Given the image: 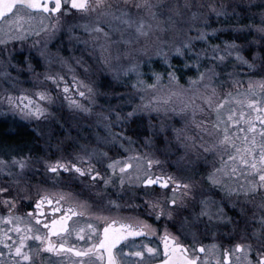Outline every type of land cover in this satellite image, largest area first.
Listing matches in <instances>:
<instances>
[{
	"label": "snow or ice",
	"instance_id": "obj_1",
	"mask_svg": "<svg viewBox=\"0 0 264 264\" xmlns=\"http://www.w3.org/2000/svg\"><path fill=\"white\" fill-rule=\"evenodd\" d=\"M164 7V0H0V83L8 85L0 92V106L7 105L0 115L45 121L59 101L73 113L94 117L95 126L104 129L94 143L67 155L61 141L55 160L0 158V178L16 186V195L5 198L9 187L0 185V264H264V0H184L169 6L167 14ZM212 16L224 27H213ZM244 16L249 22H242ZM229 30L231 39L218 36ZM61 31L90 50L102 66L97 75L107 71L130 86L121 98L130 110L97 107L108 95L98 79L80 78L59 48L55 54L49 48ZM42 35L28 45L23 62H13L30 36ZM33 50L43 71L32 63ZM153 57L166 68L151 70L146 79L143 67ZM173 58L183 61L182 70ZM71 59L91 73L82 58ZM184 72L193 73L186 84ZM23 73L31 87L23 86ZM143 116L149 118L150 135L141 152L131 136L115 129ZM160 133L169 149H183L177 172L166 171L152 151ZM117 146L123 151L110 155ZM193 157L208 165L199 178L187 167ZM40 163L47 180L29 185L25 174ZM75 181L95 190V206L72 190ZM109 188L117 189L118 199L108 196ZM121 193H131L124 202L128 208L143 207L147 216L165 220L163 231L140 215H120ZM138 196L142 203H135ZM224 200L239 208L240 222L226 214ZM168 221L179 222L175 234ZM199 224L210 243H203ZM218 224H232L227 246L217 239ZM149 236L160 246L136 242Z\"/></svg>",
	"mask_w": 264,
	"mask_h": 264
},
{
	"label": "rangeland",
	"instance_id": "obj_2",
	"mask_svg": "<svg viewBox=\"0 0 264 264\" xmlns=\"http://www.w3.org/2000/svg\"><path fill=\"white\" fill-rule=\"evenodd\" d=\"M225 2L232 3L233 0H225ZM173 3H178L179 5L182 6L184 0H164L165 14H167V8L171 6ZM256 3L258 4L259 0H256ZM244 7H247V5H245ZM182 10L186 13V15H190V12H188V10L186 9H182ZM192 11H196V9L193 8ZM252 11L258 13L259 9L254 7ZM210 19L213 27H224L223 24L216 22L217 18L215 16H212ZM220 19L223 20L224 18L221 17ZM255 19L258 21L259 16L257 15ZM242 22L243 23L249 22V17L248 16L242 17ZM210 30L211 29L209 28V31ZM76 31L77 33L82 34V30L77 29ZM218 36H220L222 39H231L233 33L231 30H229L223 33H218ZM250 38L251 37H249V39ZM239 39H243V37H240ZM36 40L42 41L43 35L40 37L30 36L25 45V51L16 53L15 54L16 60H14L13 62L16 63L17 60L23 62L25 56L29 55L27 51L28 45H31L32 42ZM17 47H19V45H17ZM49 48L53 54H55L57 52V49L59 48L60 54L68 58L70 62L73 64V66L76 67L77 74L80 76V78H86L87 75H91L92 78L98 79L100 88L102 90H106L108 92V95L99 98L97 107H99V105L103 103L106 108L108 105H111L116 108H123L124 111L130 110L131 108L130 105L123 104L121 102V98L123 96H126L130 92L131 90L130 86L125 87L124 83L114 81L112 79V76L107 71H104L99 75H97L96 69L102 66L96 63V59L93 56L89 55L90 50L84 51L85 45L76 43L75 41H69L68 34L66 32L61 31L57 33L56 36L49 42ZM72 57L82 58L85 64L91 67L92 69L91 73L85 74L83 68L80 67L79 65H76L75 60L71 59ZM31 60L32 63L35 66H37V71H43V63L40 57L35 52V50L31 52ZM173 63L182 70V64H183L182 60L178 58H173ZM165 68L166 66L163 65L158 58L153 57L152 60L149 63L145 64L143 67V71L145 72V78L148 79L150 77L151 70L164 71ZM58 69H59L58 65H53V70H58ZM227 70L230 71L231 69L229 68ZM13 75H16V73L13 72ZM189 75H193V73L184 72V78L181 80V83L186 84L187 76ZM20 79L23 82L24 87H31V81L28 79L27 73H23ZM66 79H69V83H71L70 78L66 77ZM166 82H167V78L165 74V83ZM110 84L115 85L116 87L122 86L120 92L115 91V88L112 87ZM6 86L8 85L0 83V92H2L3 88ZM49 87L50 90L53 92V94H55L56 92L55 87L51 85ZM111 89L113 91H110ZM61 100H62V96H61ZM84 103H87V101H84ZM6 109H7V105L0 106V112L6 111ZM52 111L54 115L49 120H45V121H35V120L23 121L19 118V116H14L11 112H8L6 116L0 115L1 122L4 123V125L6 126L4 130V133L6 134L4 136L6 138H12L17 132H20L21 130L17 129L18 126H21V128L25 132L18 134L20 136L15 138L17 142L13 143V145L5 144V142L2 143L0 139V158L10 159L11 155H16L17 157H19L20 155H30L33 157V162L35 163L37 159L41 157H45V153H47L46 151L48 150V148H49L48 151L53 152L54 144L58 145L61 143V141H63V143L70 141L68 137H70L71 131L77 132L79 141L81 140L83 144L95 142L97 134H101V135L104 134V129L102 127L95 126L94 117L86 116L83 113H73L67 108L66 104L61 106V103L58 101L57 104L52 106ZM148 119L149 118L147 116H143L142 118L130 122L127 127L123 129H115V130L123 131L124 133L127 134L126 136H131L133 141H135L133 147L143 152L140 145H142L144 138L147 135H150L148 128ZM152 123L156 125L157 128L159 127L158 120L153 119ZM169 123L171 124L173 123V121H169ZM177 126L179 125L177 124ZM29 127L31 128L33 127V131L27 134L26 132L28 131ZM168 134L170 135V129ZM165 135H166L165 133H160L159 135H155L153 137L154 142L166 143ZM124 142L125 144H127V141ZM55 148H57V146H55ZM178 150L180 156L183 153V149L178 148ZM46 157L50 158V160H54V158H56L55 156H53V158L51 156H46ZM170 157H171L170 150L168 151L163 150L162 161H164V164L169 165ZM192 160L193 163L187 166L191 169L192 166L196 164L195 157H193ZM28 173L30 174L44 173L42 163L37 164L35 168L26 172L25 178ZM185 173H189V172H185ZM0 185L9 187V192L4 194L5 198H10L12 197V195H16V186L14 185L9 186L4 178H0ZM228 212L229 211H227L226 214L230 216ZM238 220L240 221L239 218ZM223 227L230 228V224H218L215 226V230H217V238L222 237ZM203 233H205V235L203 236H209L207 229H205Z\"/></svg>",
	"mask_w": 264,
	"mask_h": 264
},
{
	"label": "flooded vegetation",
	"instance_id": "obj_3",
	"mask_svg": "<svg viewBox=\"0 0 264 264\" xmlns=\"http://www.w3.org/2000/svg\"><path fill=\"white\" fill-rule=\"evenodd\" d=\"M1 124H2V122L0 120V139L2 140L3 137H2V134H1L2 133ZM17 129H20L21 131L17 132L16 135L24 132V130L21 128V126H18ZM32 131H33V127L32 128L29 127L28 131L26 133L28 134V133H31ZM124 134L127 135L126 133H124ZM70 137H71L70 141L64 142L62 144L63 154L64 155H67V154L71 153L74 149L79 148L80 144H83L81 142V140L79 141V137H78V134H77L76 131H71L70 132ZM91 143H94V142H91ZM55 146H57V145L54 144L53 152L48 151L49 150V148H48V150L46 151L47 153H45V157L46 156H51L53 158V156L57 157V156L61 155V152L58 151L57 148H55ZM140 146H141L143 152L147 150L145 147H143V143ZM163 150H166V151L170 150V156H171L169 165L168 164H163V168L166 171H168V172H177L178 170H177V165H176L175 161L179 158L178 147L177 146H173V147H171L169 149L167 147V144L164 143V142L163 143H161V142H154L153 143L152 151L161 160H162ZM117 151L122 152L123 150L119 149L118 146H117L116 149H112L110 151V155L115 156ZM55 159L56 158H54V160ZM195 162H196V164H194L192 166V170L196 171L197 178H199L200 174L203 173L208 168V165L203 160H196ZM190 174L191 173H184V175H190ZM26 179H28L29 185H32V184H37V183H44L47 180V177H46L45 173H32V174L28 173L27 176H26ZM81 189H83V191H81ZM72 190L77 192V193H79L82 198L88 199L89 202L92 203L93 206H95V204L97 202V198L95 196V190L89 191L79 181L73 182ZM107 193H108V196H110L111 199H118L117 189L109 188L107 190ZM130 195H131V193H128V194L121 193V194H119V203H121V205L123 206L122 210L120 211L119 214L120 215H140L141 219L147 220L149 223H151L154 227L158 228L162 232L163 229H164L165 223H166L165 220L162 219L160 221H156L154 217L147 216L144 213V208L143 207H141L139 209H136V208H128L125 205L124 202H125V200H127L129 198ZM12 196H15V195H12ZM215 198L219 200L221 198L220 194L217 193ZM24 203H27V202L21 201V204H24ZM135 203H142V201L140 200L139 196L137 197ZM223 203H224V206H225V212L229 211L228 213L230 214V217H232L233 223L240 222L241 221V217L239 215V208L237 207V208L234 209V208L230 207L228 205L227 200H224ZM112 214L116 215L117 214V210L116 209H112ZM185 215H189L190 216V213L185 211ZM238 218L240 219V221L238 220ZM167 225H168L169 231H172L175 234L177 232L178 227H179V222L178 221L177 222L168 221ZM197 227L199 228V230L201 232H204L205 229H206L204 224H199V225H197ZM231 231H232V224H230V228L223 227L222 228V237H218L217 238L218 241L223 243L225 246L229 245V243L233 239L232 236L228 235V233H230ZM187 239H188L189 242L191 241V237L190 236L187 237ZM201 239H202L203 243L207 244V243L211 242L212 237L209 234V236H201ZM142 240L144 242H151V244L153 246H160V241L158 239L154 238V237H150L149 236V237L136 238V242L137 243L141 242ZM73 243H77L74 238H73ZM162 256H163V250H162V246H161V258H162Z\"/></svg>",
	"mask_w": 264,
	"mask_h": 264
},
{
	"label": "trees",
	"instance_id": "obj_4",
	"mask_svg": "<svg viewBox=\"0 0 264 264\" xmlns=\"http://www.w3.org/2000/svg\"><path fill=\"white\" fill-rule=\"evenodd\" d=\"M112 87H114L115 88V91H119L120 92V89L122 88V86H118V87H116L115 85H112V84H110ZM113 89V88H112ZM110 90V91H113V90ZM112 101V100H111ZM1 126H2V129H1V131H2V137H3V139L1 140L2 141V143H4L5 142V144H8V145H10V144H12L13 145V143H16L17 141L15 140V138L16 137H19V135H14L12 138H6L4 135H6L5 133H4V130H5V128H6V126L4 125V123H2L1 124Z\"/></svg>",
	"mask_w": 264,
	"mask_h": 264
}]
</instances>
